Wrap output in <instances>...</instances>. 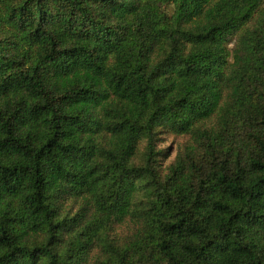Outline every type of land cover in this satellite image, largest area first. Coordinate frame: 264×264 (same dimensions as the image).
Segmentation results:
<instances>
[{
	"label": "trees",
	"instance_id": "16d2710c",
	"mask_svg": "<svg viewBox=\"0 0 264 264\" xmlns=\"http://www.w3.org/2000/svg\"><path fill=\"white\" fill-rule=\"evenodd\" d=\"M128 223L96 264H264V0H0V264Z\"/></svg>",
	"mask_w": 264,
	"mask_h": 264
},
{
	"label": "rangeland",
	"instance_id": "374dc122",
	"mask_svg": "<svg viewBox=\"0 0 264 264\" xmlns=\"http://www.w3.org/2000/svg\"><path fill=\"white\" fill-rule=\"evenodd\" d=\"M168 13L171 12V4L166 3L161 6ZM180 145V139L177 138L176 134L169 135L165 133H160L159 138L156 140V150H163V154L159 156L158 162L162 167L167 166L171 161H173L178 147ZM146 153V140L142 139L139 144L138 151L134 157V162L140 163L144 159ZM145 190H140L138 193L139 201L145 200L144 192ZM134 231V227L131 223L124 224L122 227L114 230L103 231L101 235V240L95 244V247L89 255V260L87 264H96L97 261L105 260L107 257L115 256L120 250L126 247V242L128 240V235ZM44 237L37 239V241L43 240Z\"/></svg>",
	"mask_w": 264,
	"mask_h": 264
}]
</instances>
